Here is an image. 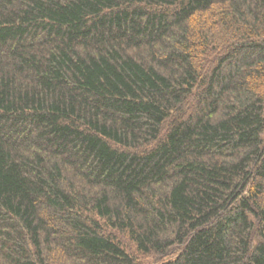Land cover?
Here are the masks:
<instances>
[{
    "label": "trees",
    "instance_id": "obj_1",
    "mask_svg": "<svg viewBox=\"0 0 264 264\" xmlns=\"http://www.w3.org/2000/svg\"><path fill=\"white\" fill-rule=\"evenodd\" d=\"M263 134L264 0H0V264H264Z\"/></svg>",
    "mask_w": 264,
    "mask_h": 264
},
{
    "label": "rangeland",
    "instance_id": "obj_2",
    "mask_svg": "<svg viewBox=\"0 0 264 264\" xmlns=\"http://www.w3.org/2000/svg\"><path fill=\"white\" fill-rule=\"evenodd\" d=\"M263 138H264V134H263ZM172 254V253H171ZM170 254V255H171ZM158 260H159V258H155V257H149V256H145V257H141L140 259H139V263L140 264H155V263H157L158 262Z\"/></svg>",
    "mask_w": 264,
    "mask_h": 264
}]
</instances>
